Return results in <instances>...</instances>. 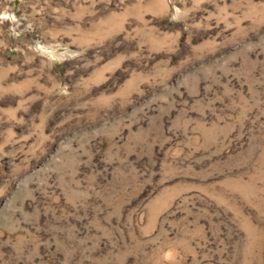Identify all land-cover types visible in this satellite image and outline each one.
<instances>
[{"label":"rangeland","instance_id":"374dc122","mask_svg":"<svg viewBox=\"0 0 264 264\" xmlns=\"http://www.w3.org/2000/svg\"><path fill=\"white\" fill-rule=\"evenodd\" d=\"M0 264H264V0H0Z\"/></svg>","mask_w":264,"mask_h":264}]
</instances>
